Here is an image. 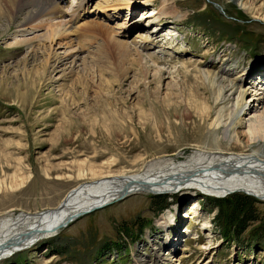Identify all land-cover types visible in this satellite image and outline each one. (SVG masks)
<instances>
[{"label": "rangeland", "instance_id": "obj_1", "mask_svg": "<svg viewBox=\"0 0 264 264\" xmlns=\"http://www.w3.org/2000/svg\"><path fill=\"white\" fill-rule=\"evenodd\" d=\"M11 1L0 17V214L54 208L78 185L196 149L264 159L248 126L264 111V0H54L79 8L47 49L34 36L53 10L18 24L51 0ZM152 31L145 49L132 43ZM214 213L197 189L128 193L0 264H264L249 228L226 241Z\"/></svg>", "mask_w": 264, "mask_h": 264}, {"label": "bare ground", "instance_id": "obj_2", "mask_svg": "<svg viewBox=\"0 0 264 264\" xmlns=\"http://www.w3.org/2000/svg\"><path fill=\"white\" fill-rule=\"evenodd\" d=\"M83 1L84 0H79L80 3ZM12 5L13 2L11 0H0V17L3 16L8 9L12 8ZM78 8L79 6L73 7V5H71L66 11L63 10V6H60L59 3L51 0L48 7L40 9L38 13H31V11H29L26 19L21 25L18 24V26L24 27L27 19L34 21L36 17L40 15L44 16L46 13L53 10V12L48 15V18H46L47 22H44L46 26L44 31L39 34L40 36H34L35 38L39 37L40 40L42 39L48 42V45H45V49H47L55 37L65 28L66 21L62 18H64V16H69V18L72 19L71 16L76 14ZM169 12L171 13L170 9ZM166 14L165 11H161L160 14L155 16L152 20L157 21L160 16ZM172 17H177L179 19L180 15H173ZM56 18L61 19L58 21L54 20ZM1 19L2 18H0V20ZM70 19L67 20V22L70 21ZM42 27H44V25ZM155 29H157V27ZM152 33L154 32L152 31L150 34H137L134 40H132V43L135 46L139 43V46L145 49L144 44L147 46L148 41L151 40L150 36H152ZM1 34L2 28H0V35ZM19 41L16 44H20ZM130 53L137 55L138 59H140V66L144 69L143 73L146 74L147 72L145 70H147V66L143 65L147 62L146 59L132 47L127 51V54ZM147 56L152 60V63L156 64L158 61L155 53L148 52ZM117 57L120 59V52ZM180 66L181 68H186V72H189V66L187 64L183 63ZM192 71L211 80H216L218 77V75L214 73L198 68L197 65L192 67ZM243 98L244 94L239 88L238 100L240 103ZM230 116H228V121L224 122L225 127L228 124L227 129L225 128L227 131L233 126V119H231ZM249 119L250 124L248 126L249 129L252 130L253 138L264 139V136L260 135L261 131L264 134V111L259 112L258 110V113L251 116ZM220 122L222 121L218 123ZM234 135L238 139V133H234ZM177 158L178 156L151 159L145 162L141 170L137 173L108 176L103 178V180L98 179L78 185L68 192L54 208L34 213L16 214L11 211L1 213L0 258L7 257V255H11L18 250L28 247L33 241L54 236L67 225L70 218L75 214L84 212L91 206L113 201L122 193L123 195L146 191L172 193L183 187H188L205 193L222 195L227 190L243 188L251 191L256 197L258 196V198L264 200V159H260L255 154L213 153L196 149L186 156H183L182 159ZM175 239L176 238L172 241L174 242Z\"/></svg>", "mask_w": 264, "mask_h": 264}, {"label": "trees", "instance_id": "obj_3", "mask_svg": "<svg viewBox=\"0 0 264 264\" xmlns=\"http://www.w3.org/2000/svg\"><path fill=\"white\" fill-rule=\"evenodd\" d=\"M205 197L214 208L212 219L216 228L226 241H238L242 232L249 228L255 247L264 249V212L255 206L258 198L243 191H234L220 197Z\"/></svg>", "mask_w": 264, "mask_h": 264}, {"label": "water", "instance_id": "obj_4", "mask_svg": "<svg viewBox=\"0 0 264 264\" xmlns=\"http://www.w3.org/2000/svg\"><path fill=\"white\" fill-rule=\"evenodd\" d=\"M236 190H241V191H244V192H247V193H249V194L254 195L251 191L246 190V189H243V188H233V189L227 190L224 194H228V193L233 192V191H236ZM224 194H222V195H224ZM214 195H218V194H214ZM122 196H124L123 193L120 194V195H118L117 198H121ZM218 196H220V195H218ZM255 196H256V195H255ZM257 197H258V196H257ZM106 203H108V202H105V203H103V204H101V205L91 206V207L88 208V210H85L84 212L89 211V210H91V209H95V208H97V207H100V206H102V205H104V204H106ZM84 212H80V213L75 214L73 217L70 218L69 222L73 221L74 219H76L77 217H79L80 215H82ZM69 222H68V223H69ZM68 223H67V224H68Z\"/></svg>", "mask_w": 264, "mask_h": 264}]
</instances>
